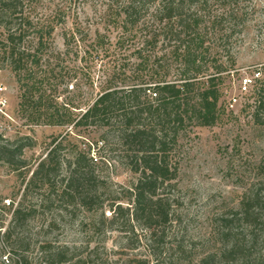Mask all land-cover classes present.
I'll return each instance as SVG.
<instances>
[{
    "label": "trees",
    "instance_id": "1",
    "mask_svg": "<svg viewBox=\"0 0 264 264\" xmlns=\"http://www.w3.org/2000/svg\"><path fill=\"white\" fill-rule=\"evenodd\" d=\"M104 1L109 14L106 33L97 32L91 38L79 24L63 27L64 52L55 53L49 39L36 34L30 0H0V71H9L16 78L18 114L31 126L65 129L64 136L53 138L44 158L25 173L18 161L22 145L10 149L0 137V162L24 184L15 207L11 203V219L2 233V241L13 243L22 254L15 264H27L24 252L29 241L21 232L35 209L28 208L26 201L30 193L40 190L49 198L56 193L70 205L87 210L92 226L98 225L96 229L108 224L109 232L121 234L125 249L146 251L147 255L127 258L126 264H264V238L255 235L246 244L245 234L230 229L222 231V244L197 257L180 229L177 169L171 161L182 133L194 127H212L225 112L218 87L225 72L223 52L248 16L247 9L240 7L248 0ZM213 1L222 13H213ZM68 4L55 12L57 24H66L70 17L72 1ZM226 21L230 23L228 31L222 29ZM216 24L223 32H210ZM46 36L49 38L50 32ZM79 53L99 60L104 68L96 93L83 103V109L59 102L50 85L58 74L46 64L53 56L60 62L64 56L77 57ZM259 70L261 73L264 67ZM254 92L258 118L264 109V77L256 81ZM81 129L90 130L89 136L99 135L94 142L81 143ZM74 135L77 148L70 155L58 191H54L61 167L59 155L64 150L61 146ZM106 142L116 148L124 160L121 166L131 174L127 185L111 191L105 185L100 187L98 160L90 157L92 148ZM82 144L88 151L78 149ZM105 194L108 199H103ZM105 202L108 217L103 210ZM261 220L264 203L254 196L242 201L238 216L223 224L238 221L243 227H254ZM53 225L48 224L46 232ZM75 251L76 247L44 240L38 264H89L91 255ZM6 263L10 264L8 258L0 264Z\"/></svg>",
    "mask_w": 264,
    "mask_h": 264
},
{
    "label": "rangeland",
    "instance_id": "2",
    "mask_svg": "<svg viewBox=\"0 0 264 264\" xmlns=\"http://www.w3.org/2000/svg\"><path fill=\"white\" fill-rule=\"evenodd\" d=\"M68 1L30 0L33 27L39 31L36 34L49 39L55 53L64 52L63 27L68 29L79 24L91 38L97 32L106 33V17L109 14L104 0H71V13L66 24H57L55 12L62 5H69ZM213 3V13H222L218 4ZM240 7L247 9L248 16L242 26L235 29L227 50L223 52L226 55L223 58L225 72L221 74L222 81L218 86L222 93L219 103L225 112L212 127H194L182 133L171 155L177 169L175 195L179 202L180 229L184 230L185 241L194 247L197 257L222 244L221 233L229 229L235 234H245L246 244L255 235L264 238V220L255 223L254 227L250 224L243 227L238 221L223 224L225 220L238 216L242 201L257 196L264 203V109L256 118L258 102L254 88L246 94L239 93L241 78L251 76L264 67V0H248ZM229 27L230 23L226 21L222 29L228 31ZM220 29L216 24L210 32H223ZM49 32L50 37L46 38ZM209 37L212 43L216 42L214 36ZM73 54L64 56L60 62L53 56L46 64L58 74L50 85L59 102L83 109V103L96 93L104 68L99 60L93 61L83 53L77 54V57ZM260 76V79L264 77V71ZM19 95L14 75L6 70L0 71V137L10 149H18L22 145V156L18 161L24 167L22 173H25L26 169L34 168L44 158L52 139L63 137L65 129L29 125L18 114ZM234 98L237 103L232 102ZM80 131V142L85 144L87 141L94 142L99 135L97 132L89 136L90 130ZM77 141L74 135L61 146L64 150L59 155L61 167L54 191H58L60 181L67 173L70 155L77 148ZM108 142L112 143L110 139ZM100 145L90 150V157L98 160L96 173L103 184L100 187L105 185L111 191L120 185H127L131 174L121 166L124 163L121 155L107 142ZM79 148L88 151L83 144ZM23 190L24 184L17 174L0 162V263L8 258L10 264H15L18 256L22 255L13 243L7 245L2 241V233L11 219V203L14 202L15 207ZM102 191L106 193L105 189ZM103 199H108V194ZM66 200L56 193L49 198L41 190L30 193L26 206L35 209V212L21 232L29 241L24 252L27 264H38L39 246L44 240L56 246L76 247L77 255H91L90 251L97 248L88 258L89 264H126L127 258L133 255H147L141 248L138 251L125 249L120 233L109 232L108 224H101L96 229L98 225L92 226V215L87 210L72 206ZM103 210L108 217L106 202ZM51 222L54 225L46 232V226Z\"/></svg>",
    "mask_w": 264,
    "mask_h": 264
},
{
    "label": "built area",
    "instance_id": "3",
    "mask_svg": "<svg viewBox=\"0 0 264 264\" xmlns=\"http://www.w3.org/2000/svg\"><path fill=\"white\" fill-rule=\"evenodd\" d=\"M260 70L254 71L251 76H243L239 83V93L246 94L249 92L251 88H254L255 83L257 80L261 78ZM233 103H237V100L234 98L232 99ZM232 106V104H231Z\"/></svg>",
    "mask_w": 264,
    "mask_h": 264
}]
</instances>
